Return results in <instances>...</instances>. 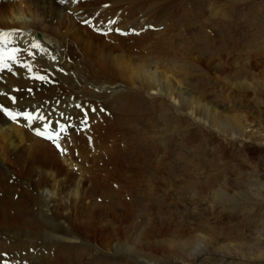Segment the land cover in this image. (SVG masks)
<instances>
[{
  "label": "bare ground",
  "instance_id": "bare-ground-1",
  "mask_svg": "<svg viewBox=\"0 0 264 264\" xmlns=\"http://www.w3.org/2000/svg\"><path fill=\"white\" fill-rule=\"evenodd\" d=\"M64 1L0 0V34H7V43L0 40V52H14L16 57L5 60L7 67L4 63H0V227L5 226V230L0 229V238L12 241L24 238L23 240L29 242L27 243L29 246L33 245L34 250L39 246L47 250H52L54 247L61 249L76 242L90 244L94 237L91 234L93 228L98 225L101 227L99 238L101 244L106 245L112 252L127 257L124 260H127L126 264H133L130 263L129 257L137 261L135 264H168L171 258L166 257L168 256L166 252L170 254L169 251L179 254L177 260L181 262L180 264L203 262L263 264L264 249L262 248L264 247L259 244L236 242L216 243V245L206 234L199 233V227H195L192 223L190 213H186L182 221H180L181 213L178 214L179 219L174 217L167 219L164 213H159L162 217L159 216L156 223L153 222L154 224H149L151 226L148 227H139L135 220L137 215H135L136 205L132 202L133 198L126 201L114 197L109 209L98 210L95 200H92L90 195L94 188L101 187L97 185L94 187L93 183H89V179L84 180L81 177L83 166L80 167L78 162L80 157H78L77 139L68 136L71 140L62 144L64 135L68 131L64 125L68 121V116L73 115L76 118L74 122L80 127V116L83 115L81 105L97 102V99L108 96L115 90L117 93L121 90V93L125 92L126 85L138 84L157 95L159 100L167 99L173 109L178 108L179 112L185 113L187 115L185 122L198 123L200 135L205 128L209 131L213 129L219 137L230 144L250 140L254 136H250L248 126L243 124L240 116L218 111L211 103L183 86L182 82L177 81L173 75L170 76L167 71L152 66L154 62L160 61L159 52L154 50L156 46L151 50L146 47L147 45L144 46L147 49L145 52L139 45H125L124 36H120V44L109 45L104 40H107V35V38H104L105 35L101 37L91 31L90 26V30L88 26H82L83 20L79 23L80 13L76 12L77 10L72 11L73 0L68 3ZM100 2L101 0H89L90 10L95 8L102 10L101 7L108 4L104 3L100 7L102 3ZM134 2L136 7L145 3L144 0ZM110 4L112 5V2L109 3V7ZM123 6L124 9L126 4ZM115 14L107 9L95 20L113 24L116 19ZM117 14L119 17L122 16L119 19H123V23L126 24L124 26L130 28L125 11ZM103 28L101 25V29L97 30L102 34L110 33ZM10 31L12 33L9 35ZM94 55L99 56V61L93 60ZM48 76H51L54 84H44ZM118 96L117 99L120 98ZM113 101L115 102V98ZM128 101L129 107H132L135 101L132 98ZM161 104L164 107L169 105L164 101ZM40 113L53 114L49 117L52 126H47L49 120L40 117ZM13 116L15 119L12 118ZM178 123L180 126L183 121ZM35 127L40 128V133L44 135H52L58 143H61L60 147L55 148L56 146L53 147L50 141L41 139L43 135L39 138L35 133L37 132ZM102 128L101 121L99 126L97 123L92 133L100 136L103 134ZM86 134H83L85 139ZM138 157L128 156L123 150L118 149L110 155L106 169L116 174L119 170H127L130 165L137 163L140 165L136 172L143 173L145 168L148 170L149 160L145 159L146 156ZM37 173L40 175L38 180H35ZM76 173L80 175L79 178L75 176ZM220 182L221 186L209 185L207 190L203 191L210 198V203L206 208L204 207L205 209L217 210L219 215L227 210L229 218L237 219L239 206L248 211L255 206V202H258L255 201L257 200L255 195H260L262 198L260 200L264 201V189H262L264 184L262 188L251 187L252 189L243 192L230 189L227 180ZM234 184L241 185L237 181ZM64 189H66L65 193ZM170 195L171 192H166L163 197L156 196L154 199L149 198L150 195L147 198L149 200L141 199L136 202L141 206H150L153 210L162 212V206L167 205L172 209L173 197L168 198ZM244 201L253 203H240ZM248 204L250 206H247ZM71 207L74 210H71ZM110 209H112L111 214L108 211ZM79 214L83 218H80ZM262 229H259L261 230L259 234L264 236ZM36 246L38 247L35 248ZM38 250H41V247ZM78 251L79 249L76 252ZM76 252L68 253L72 257L65 256L64 259L75 261ZM82 253L83 251L79 256ZM41 257L33 254L30 259L32 262L37 261L34 264H46L47 261L40 259Z\"/></svg>",
  "mask_w": 264,
  "mask_h": 264
},
{
  "label": "rangeland",
  "instance_id": "rangeland-1",
  "mask_svg": "<svg viewBox=\"0 0 264 264\" xmlns=\"http://www.w3.org/2000/svg\"><path fill=\"white\" fill-rule=\"evenodd\" d=\"M69 1L72 0H65L64 3ZM88 1H72V11L77 10L76 12L80 13L79 23L83 20L82 26L88 28L90 26L91 31L97 35L108 37L104 40L109 45L120 44V36H124L125 45H139L145 52L147 49L144 46L147 45L149 50L156 46L154 50L159 52L160 55H157L160 56V61L154 62L152 66L167 71L170 76L173 75L177 81L182 82L183 86L211 103L218 111L240 116L243 124L248 126L250 136H254L253 139L230 144L219 137L213 129H210L213 132L211 133L205 128V131L201 130L204 134L200 135L198 123L185 122L184 119L187 118L185 113L179 112L178 108L173 109L167 99L159 100L157 95L138 84L126 85L125 92L121 93V90L117 93L115 90V93L102 96L103 98L97 99L95 104L81 105L83 115L80 116V127L74 122L76 118L73 115L68 116L67 123H63L68 131L62 133H65L62 144L77 139L78 157H80L78 162L80 167L83 166L81 177L84 180L89 179V183H93L94 187L96 185L101 187L94 188L90 195L91 199L95 200L98 210L105 211L111 206L114 197L126 201L133 198L132 202L136 205L135 215H137L135 220L139 227H148L151 226L149 224L156 223L159 216L162 217L159 213H164L167 219L181 217L180 221L185 219L186 213H190L192 223L195 227H199V233L206 234L215 244L236 242L259 244L264 247V236L259 234L261 231L259 229H264V201L260 200L262 199L260 195L254 196L257 199L255 201L258 202H255L250 212L239 206L237 213L239 218L236 219L229 218L227 210L219 215L217 210L205 209L210 203V198L203 193L209 185L219 187L220 181L223 183L225 180L233 191L236 189L245 192L253 187L262 188L264 184V0H144V5L140 4L139 7H136L135 0H101L100 7L104 3L108 4L102 6V10L95 8L92 9L93 11L90 10ZM110 2L112 5L110 4L109 7ZM125 4L126 10L123 9ZM107 9L116 13L113 24L95 20ZM122 10L128 15L127 23L130 28L125 27L123 19L120 20L122 16L119 17L117 14L124 12ZM101 25L110 33L102 34L98 31ZM114 29L116 30L113 31ZM99 59V56L94 55V61ZM50 83L54 84V81L48 76L44 84ZM117 96L120 98L117 99ZM129 98L135 101L133 108L129 107ZM124 100L127 103H124ZM162 101L169 105L164 107ZM46 115L39 114L46 121L49 120L47 126H52L49 117L53 114L46 113ZM174 118L178 122L183 121L182 125L179 126ZM101 121L104 136L92 133L97 123L99 126ZM35 128L38 136L40 128ZM83 134H86V139ZM68 136H72L71 139ZM41 139L50 141L53 147L56 146L55 148L61 145L55 138L48 139L42 136ZM118 149L123 150L128 156L136 158L146 156L145 159L149 160L148 170L145 168V171L139 174L136 171L140 164L134 163L129 169L112 174L106 169V162ZM76 174L75 176L79 178L80 175ZM39 175L37 173L34 179L38 180ZM235 181L240 182L241 185L236 186ZM63 192L65 193L66 189ZM166 192H171L168 198L173 197L172 209L166 205L162 206V212H158L150 206L144 207L138 203L141 199L149 200L147 198L150 195L149 198L152 199L156 196L163 197ZM71 210L74 208L71 207ZM111 210H108L109 214ZM78 216L83 218L81 214ZM97 226L91 233L94 237L90 244L76 242L61 249L54 247L52 250H47L42 246H36L35 248L38 249L41 247L42 251L34 250L33 245L29 246L27 244L29 242L23 240L24 238H19L17 241L0 238V264H34L37 261L32 262L30 259L33 254L41 255L40 259L47 261L46 264H126L127 260H124L127 257L112 252L106 245L101 244L99 239L101 227ZM0 229L5 230V226ZM78 249L79 251L76 252ZM82 251V255L79 256ZM74 252H76L75 261L64 259L65 256L67 258L71 256L68 253ZM169 253L166 252L168 255L166 257L171 258L170 264L181 263L177 260L179 254L171 251ZM129 261L133 264L137 263L131 257ZM199 264H210V262Z\"/></svg>",
  "mask_w": 264,
  "mask_h": 264
},
{
  "label": "snow or ice",
  "instance_id": "snow-or-ice-1",
  "mask_svg": "<svg viewBox=\"0 0 264 264\" xmlns=\"http://www.w3.org/2000/svg\"><path fill=\"white\" fill-rule=\"evenodd\" d=\"M6 36L7 34H0V40H4L6 42ZM15 53H7V52H0V63H4V66L7 67L8 65L5 63L6 59H15ZM11 115V114H9ZM13 119H15V117H12ZM31 117H29L30 119ZM38 135H44V133H37ZM48 139H53L52 135H48L47 137ZM57 147H59V145H57ZM63 151V150H61Z\"/></svg>",
  "mask_w": 264,
  "mask_h": 264
}]
</instances>
